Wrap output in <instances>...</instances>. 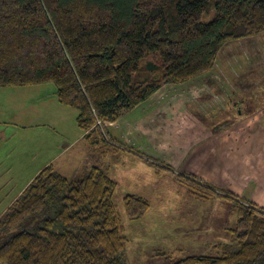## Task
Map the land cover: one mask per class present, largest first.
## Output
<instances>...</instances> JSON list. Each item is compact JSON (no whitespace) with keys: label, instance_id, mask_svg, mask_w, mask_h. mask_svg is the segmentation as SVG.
Wrapping results in <instances>:
<instances>
[{"label":"trees","instance_id":"1","mask_svg":"<svg viewBox=\"0 0 264 264\" xmlns=\"http://www.w3.org/2000/svg\"><path fill=\"white\" fill-rule=\"evenodd\" d=\"M261 32L264 0H0V86L52 82L59 102L78 110L91 146L73 175L50 163L12 199L0 215V264H131L118 183L106 166L107 156L128 148L109 139L107 124L165 84L213 70L229 41ZM178 174L198 198L231 201L236 224L218 254L171 264H264V208ZM122 200L132 221L151 207L136 194Z\"/></svg>","mask_w":264,"mask_h":264},{"label":"rangeland","instance_id":"2","mask_svg":"<svg viewBox=\"0 0 264 264\" xmlns=\"http://www.w3.org/2000/svg\"><path fill=\"white\" fill-rule=\"evenodd\" d=\"M212 16L213 12L205 18L207 20ZM207 79H216L220 84L222 91L218 94V101L226 100L227 107L234 116L240 119L243 116L249 117L248 126L240 132L247 136V144L243 143L241 149H235V157H243L246 154L247 157H257V146H264V32L229 41L220 52L214 69L199 78L203 83H206ZM168 88L177 89V86ZM238 104L241 109L235 111L234 108ZM77 115V109L59 102L56 87L52 82L0 86V215L16 194L37 175V171L41 170L46 162H51L52 157H48V153L57 155L56 159L74 153V160L71 162L77 160V151L80 149L77 150L75 146H72L75 149L70 151L64 149L69 142L78 139L85 132L77 124ZM253 117L256 118L252 119ZM241 122L236 121L235 125H241ZM72 144L75 145V141ZM55 146L57 150L52 153L50 149ZM202 153L201 149L195 147L189 151L193 157ZM107 157L124 156L110 154ZM91 159L95 160V157ZM189 162H194V159ZM112 163L113 160L108 158L106 166L113 172ZM241 169L238 168L239 171ZM184 172L176 169L177 174L174 177L168 176L169 181L162 180L165 174L162 172V176L159 175L155 179V183L161 184V189L143 195L150 201V209L143 218L134 221L126 216L122 200L126 195L122 187L125 184L123 179L118 178L120 186L115 192L114 201L126 223L127 235L131 240L127 252L129 263L171 264L187 254H218L220 251L216 250L215 246L220 242H230L227 229L236 224L235 210L232 216H229L231 210L218 205L222 203L216 201L229 202L222 198L223 196L198 198L192 194L176 176L178 173L195 176V173ZM260 181L263 182L264 179ZM213 186L218 190L234 192L222 187L221 183H215ZM191 217L201 224H207L209 229L220 236L215 238V241L208 242L195 241L192 238L180 241L178 227L182 224L178 223V219L185 221ZM159 250L165 252L164 255H159Z\"/></svg>","mask_w":264,"mask_h":264},{"label":"crops","instance_id":"3","mask_svg":"<svg viewBox=\"0 0 264 264\" xmlns=\"http://www.w3.org/2000/svg\"><path fill=\"white\" fill-rule=\"evenodd\" d=\"M199 78L200 76L182 84H165L150 98L107 124L109 139L128 148L126 152L120 153L124 157H108L113 160L111 165L114 167L113 172L108 170L117 181V188L120 186L118 178H121L125 184L122 185L124 193L143 196L161 189V184L155 183V179L162 176V172L165 173L162 180L169 181L170 175L174 177L172 172L157 170L153 161H159L170 165L174 170L195 173L196 177L211 185L221 183L222 187L231 189L240 197H246L248 201L264 208V181H260L264 179V146H257V157H247V154L235 157V149L239 150L243 143L247 144V136L240 132L248 126L249 117L243 116L240 119L234 116L228 109L226 100L218 101V94L222 89L216 79H207L203 83ZM210 81L215 82V85L210 86ZM173 86H177V89H167ZM238 105L235 106V111L241 107ZM236 121L244 123L235 125ZM84 133L86 132L73 140L75 145L71 141L64 148L69 151L75 147L80 149L77 151V160L71 162L74 160V153L66 157L59 156L58 159L57 155L48 153V157H52L50 163L68 175L80 170L84 157L91 149ZM193 147L201 149L203 153L196 157L190 156L189 151ZM56 150L57 146L50 149L52 153ZM259 155L262 157H258ZM190 159H194V162L190 163ZM50 163L46 162L45 165ZM238 168H242L241 171ZM216 202L222 203L218 204L222 208L231 210L229 216H232L235 209L231 201ZM178 223L183 226L178 227L180 241L192 238L208 242L215 241L220 236L209 229L207 224H201L192 217L185 221L178 219Z\"/></svg>","mask_w":264,"mask_h":264}]
</instances>
